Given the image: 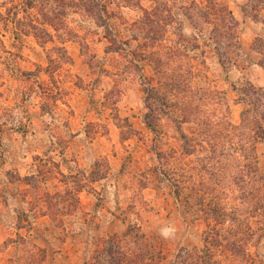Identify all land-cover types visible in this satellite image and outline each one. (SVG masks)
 Wrapping results in <instances>:
<instances>
[{"label":"rangeland","instance_id":"rangeland-1","mask_svg":"<svg viewBox=\"0 0 264 264\" xmlns=\"http://www.w3.org/2000/svg\"><path fill=\"white\" fill-rule=\"evenodd\" d=\"M122 1H102L113 42L94 14L53 1L47 11L62 13L70 31L60 37L53 30L46 41L28 24L41 20L38 8L27 7L28 0H0V264L18 260L11 240L20 233L46 250L45 264H85L104 238L124 237L130 227H138L153 248L149 264H176L177 255L203 246L206 225L176 192L178 180L188 181L186 171L198 177V154L183 155L175 119L164 116L159 133L145 123V87L153 68L134 57L138 41L126 42L143 13ZM218 1L239 21L241 49L231 53L228 69L207 41L201 49L239 123L247 103L235 87L251 80L264 88V0ZM19 20L27 21L28 33L17 29ZM183 30L195 32L189 19ZM195 127L183 125L188 133ZM257 149L264 170V140ZM94 168L105 176L92 179ZM39 170L46 179L30 182L28 175ZM67 188L76 190L75 198L70 194L55 204L51 213L61 220L55 223L44 211L46 192ZM237 188L224 193L228 203H239ZM255 220L262 228L250 251L264 263V215ZM164 229L175 231L165 238Z\"/></svg>","mask_w":264,"mask_h":264},{"label":"trees","instance_id":"trees-1","mask_svg":"<svg viewBox=\"0 0 264 264\" xmlns=\"http://www.w3.org/2000/svg\"><path fill=\"white\" fill-rule=\"evenodd\" d=\"M50 1L94 14L106 33L111 32L107 37L117 42L109 18L106 19L110 12L103 0H28L27 7L38 8L42 15L39 22L28 21L36 36L47 41L54 38L53 30L60 37L70 31L62 13L60 16L47 11ZM142 1L123 0L121 4L139 7L143 13L130 29L131 39L126 42L138 41L132 50L134 57L148 60L153 68V76L145 87V123L159 133L164 116L175 119L183 155L198 154V177L193 179V174L186 171L183 176L187 175L188 181L178 180L176 192L194 218L205 223L203 246L177 255L176 264H264L257 262L250 251L262 228L255 225V218L264 215V170L257 149L258 142L264 140V88L251 80L235 87L238 99L247 103L240 122L235 123L227 92L213 83L206 52L201 49L207 41L228 69L231 53L241 49L239 21L229 6L218 0H176V4L173 0H146L154 3L151 7H145ZM4 17L0 10V18ZM185 18L195 27L191 35L183 30ZM26 22H16L17 29L28 33ZM64 26L66 32L61 31ZM1 47L4 42L0 37ZM185 123H194L195 130L188 133L183 128ZM158 153L163 159V152ZM91 174L92 179L105 176L96 168ZM27 179L38 183L39 179H46V173L39 170ZM234 186L238 187L239 203H228L224 193L227 189L233 193ZM75 193L70 188L46 192L48 205L44 211L50 214L58 201L70 194V200L74 199ZM50 216L55 223H61L52 213ZM138 230L130 227L124 237L104 238L85 264H149L153 248ZM11 241L18 247L19 261L14 264H45L46 250L31 238L20 233L18 239Z\"/></svg>","mask_w":264,"mask_h":264},{"label":"clouds","instance_id":"clouds-1","mask_svg":"<svg viewBox=\"0 0 264 264\" xmlns=\"http://www.w3.org/2000/svg\"><path fill=\"white\" fill-rule=\"evenodd\" d=\"M174 231H175L174 229H164L161 234L165 238H170L171 235L174 234Z\"/></svg>","mask_w":264,"mask_h":264}]
</instances>
